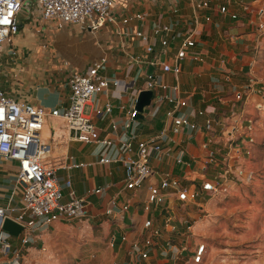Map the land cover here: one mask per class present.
Returning a JSON list of instances; mask_svg holds the SVG:
<instances>
[{
	"label": "built area",
	"instance_id": "obj_1",
	"mask_svg": "<svg viewBox=\"0 0 264 264\" xmlns=\"http://www.w3.org/2000/svg\"><path fill=\"white\" fill-rule=\"evenodd\" d=\"M24 1L0 0V20L7 21L0 24V66L5 46L10 45L9 55L16 53L12 44L19 31L17 16ZM32 1L43 18H56L67 24L83 23L95 33L106 23H116L113 11L119 0ZM180 1L183 0H174V13L179 12L177 3ZM235 3L238 8L230 9L229 4L220 3V0H200L195 7L214 5L219 14L239 21L242 26L245 21L247 26L253 27L256 15L263 9L254 8L245 0H235ZM144 16L136 15L138 19ZM136 35L143 34L137 31ZM152 35L158 37L161 53L169 50L172 43L177 46L170 58L155 54L152 45L145 47L144 55L131 56L127 73L134 70V79L138 75L144 77L140 87H134L114 74L110 76L108 58L103 54L86 69L67 77L69 98L63 108L46 110L9 96L0 88V159L16 162L15 184L21 188L19 207L12 205L10 199L5 206H0V254L8 256L10 264H20V255L13 251L12 235L2 228L5 218L22 226L18 236L21 243L26 244L32 234L43 231L54 221L83 218L86 208L94 206L90 197L99 198L114 187L116 192L100 212L116 219V225L123 230L120 242H128L121 264L204 262L207 246L193 232L198 213L204 211L200 197L206 202L228 186L229 177L245 176L235 160L239 158V144L249 137L252 124L249 121V125L242 126V116L229 111L237 103L248 102L258 91L252 88L254 81L249 77V83L233 88L230 96L218 95L217 105L193 107L181 95L179 77L183 60L204 62L194 29L156 24ZM239 42V37L229 36L230 44ZM150 65L153 70L148 74ZM253 66V62L245 63L246 74L252 73ZM168 74L172 76V82L164 78ZM129 86L134 102L126 119L120 125L111 122L107 132L115 133L114 136L101 135L96 120L109 116L113 104L108 101L102 109L92 107L87 114L84 113L85 105L97 94L106 93L109 87L126 90ZM143 90L151 91L152 98L143 108V118L139 119L135 118L138 115L135 105ZM120 108L125 106L120 105ZM47 116L57 117L66 124L68 141L93 145L96 161L77 162L67 155L61 167L49 165L46 160L52 153V146L41 137ZM187 146L196 147V152H188ZM94 164L116 168L111 171L113 179L82 195L76 194L70 176L60 180L57 174L60 168L85 169ZM175 166L183 169L181 173L174 172ZM185 172L192 173V177L186 176ZM123 192H130L131 197L119 199ZM136 192L140 193L135 196ZM130 198L134 200L130 201ZM136 204H140L145 213L140 219L129 215L131 206ZM116 244L117 239L111 236L108 245L114 247ZM112 264H118V261Z\"/></svg>",
	"mask_w": 264,
	"mask_h": 264
},
{
	"label": "crops",
	"instance_id": "obj_2",
	"mask_svg": "<svg viewBox=\"0 0 264 264\" xmlns=\"http://www.w3.org/2000/svg\"><path fill=\"white\" fill-rule=\"evenodd\" d=\"M200 0H183L177 3L179 12L174 13L172 7L174 0H119L117 7L113 11V16L116 18L115 24H105L95 33H91L87 26L83 23L67 24L59 19H45L41 16L39 9L32 2L29 10L22 9L17 16L19 31L13 38L12 47L16 53L14 56L8 54L10 45L5 46L1 57L0 73L7 75L5 81L0 80V88L9 96L27 101L39 106V92L54 94L55 101L60 106L54 108H63L68 104L69 89L66 84L67 77L73 73L86 69L89 65L95 62L101 55L106 54L108 58V72H113L120 79L129 82L134 87H140L144 81L142 75H138L136 79L135 71L127 73L131 56H142L145 54V47L152 45L155 54H160L162 57L170 58L174 52L176 44L172 43L171 48L161 53V46L158 37L152 35V28L156 24H171L176 29H194L195 39L199 42L198 50L204 57V62H194L190 59H185L181 62L182 72L179 80L181 84V95L186 97L191 105L195 108H206L213 104L217 105L216 97L218 95H226L229 90L238 87L234 81L237 72L235 70H243L245 63L242 60L235 59L231 56L232 50H227L225 43H229V36L239 37L240 41L247 40L249 34L242 32V23L235 21V24L228 25L227 28L219 30L218 22L225 21L228 24L230 21L227 15H221L217 11V7L210 5L207 8H196L195 4ZM220 3H227L230 9L238 8L235 0H220ZM26 4V3H23ZM27 9V8H26ZM137 14H144L143 19H138ZM26 16L27 21L22 22V17ZM207 18H209L207 20ZM232 21V20H231ZM141 31L142 36H137L136 32ZM218 39L222 43L218 42ZM221 48L217 49V46ZM224 46V49L222 50ZM234 55V54H233ZM157 73V71H156ZM164 78L169 82L173 81L171 75H164ZM134 80V84L132 81ZM114 89L109 87L106 93L97 94L88 103L90 107L102 109L106 102L113 104L111 114L105 117L100 126L101 135L114 136L115 133H108L111 122H116L119 125L126 119L127 112L134 102V96L131 89ZM38 95V96H35ZM54 104V103H53ZM52 104V105H53ZM124 105L125 108H120ZM43 107V106H42ZM53 119H61L50 116ZM159 125V124H158ZM68 133L64 129H60L53 136L52 140L44 133V128L41 131L42 140L48 142L52 146V153L47 158L46 162L54 167H61L67 155L74 157L77 162L86 161L94 162L97 156L93 155V159L84 160L81 157H76L70 152L71 146L76 143L70 142L67 139ZM190 153L196 152V147L187 146ZM16 162L11 160L0 159V206H5L9 199L11 204L20 206V191L21 188L15 184ZM93 168V173L97 179H107L109 183L113 176L111 171L116 168L108 165H97L86 167ZM71 169L65 171L60 177L62 180L66 176L70 178L77 173ZM175 173L179 174L183 169L179 166L173 167ZM99 173V174H98ZM186 176L192 177V173L185 172ZM89 181L81 185L79 179L75 178L73 188L77 195H82L86 191L100 186L96 182V178L89 177ZM97 180V181H98ZM73 181V180H72ZM103 185V184H102ZM116 192V187L106 192L99 197L100 205L98 207L89 205L86 208L85 216L81 219H76L79 222L78 232L85 233L90 238V241L98 240L94 235L95 224L94 220L98 218H110L108 227L105 229V236L111 233V230L119 229V235L123 230L116 225L115 218L104 216L100 211L108 202L110 196ZM140 192L134 193L135 196ZM131 197L130 192H123L119 195V199ZM130 198V201H133ZM129 215L135 219H140L145 215L140 204L131 206ZM74 221V220H72ZM66 220H57L51 223L48 228L43 231L32 234L30 241L26 244L21 243V237L16 236V240L12 243L13 251L19 252L20 264H28L27 256H32L38 249L46 251L45 245H51L52 241L57 239L59 231H65ZM117 227V228H116ZM127 231V230H125ZM114 233V232H113ZM109 234L106 238L105 248L96 246L95 252L89 249L83 256L89 264H112L114 261L125 259L128 242L117 241L114 247L108 245V239L115 234ZM132 234V233H130ZM93 235V237H91ZM15 236H11L10 239ZM105 239V240H106ZM117 239V238H116ZM15 247V248H14ZM97 250H102L100 255ZM6 261L5 264H10L8 256L0 254V262ZM91 262V263H90ZM84 264H87L84 263Z\"/></svg>",
	"mask_w": 264,
	"mask_h": 264
},
{
	"label": "rangeland",
	"instance_id": "obj_3",
	"mask_svg": "<svg viewBox=\"0 0 264 264\" xmlns=\"http://www.w3.org/2000/svg\"><path fill=\"white\" fill-rule=\"evenodd\" d=\"M245 1L252 4L254 8L263 10L261 14L256 15L253 27L247 26L245 21H243L244 25L240 26L242 32L249 34L247 40L236 45L225 43L226 49L232 50L231 56L235 55V59L240 61L244 58L242 62H253L254 64L252 73L246 74L247 70L243 68V70H235L237 73L233 76L237 79L234 82L237 83L238 88L248 84L249 77H251L254 81L252 88L258 92L255 96L251 95L252 99H249L245 104L237 103L235 108L229 111L242 116V126L249 125V121L252 124L249 137L244 138L243 144H239V158L235 160V164L244 170L243 175L245 176L229 177L228 186L206 202H204L205 198L200 197L204 211L198 213L199 218L193 225V232L207 246L205 260L202 264H264V0ZM32 2V0H25L26 4H23L22 8L25 11L29 10ZM21 20L24 23L27 21V17L23 16ZM233 24L235 21L228 20V24H226L225 21L220 20L218 28L222 30ZM218 42L222 43L219 39ZM218 48L221 46L218 45ZM113 74L110 72V76ZM6 77L5 73H0V80L5 81ZM232 91L233 89L229 90L227 94L230 96ZM38 95L40 105L44 109L51 110L53 106H60L55 101L54 94L39 92ZM90 109L91 107L87 103L84 113H89ZM102 122L101 119L96 120L98 126H101ZM60 129L67 131L66 124L62 120L59 122L50 116L46 117L44 133L50 140ZM249 138L250 141H248ZM196 144L198 143L196 142ZM95 150L93 145L79 143L70 148L73 155L84 160L93 159ZM64 172L59 171L57 174L61 176ZM72 172L77 173L71 177L73 182L75 178L79 179L83 186L86 181H89V177L96 178L99 185H104L107 180L103 178H100L101 181L98 180L91 167L87 170L79 169ZM63 191L66 190L63 189ZM90 201L95 207L100 205V199L96 196L90 197ZM109 220L110 218L94 220L93 224L96 226L93 233L98 240L92 239L91 241L85 233L78 232L79 222L77 223L76 220L67 222L65 231H59L57 239L52 241L50 246L45 245L46 251L38 249L32 254L33 257L27 256L28 264H84L86 262L89 264L86 261L89 255L85 257L82 253L90 249L95 252L94 248L98 245L105 248L106 238L113 232L117 241L120 239L117 227L105 236L104 231L108 227ZM15 240L16 236L10 239L12 243ZM104 241L106 242L103 243ZM97 251L98 255L102 253V250ZM5 263L6 261L0 262V264Z\"/></svg>",
	"mask_w": 264,
	"mask_h": 264
},
{
	"label": "water",
	"instance_id": "obj_4",
	"mask_svg": "<svg viewBox=\"0 0 264 264\" xmlns=\"http://www.w3.org/2000/svg\"><path fill=\"white\" fill-rule=\"evenodd\" d=\"M152 70H153V66L150 65L148 67L147 73L151 74ZM151 98H152V93L149 90H143L139 93L135 105V108L138 111V115L135 118H139V119L143 118V114H142L143 108L150 103ZM2 228L11 235L17 236L20 230L22 229V226L15 223L13 220L7 217L4 219Z\"/></svg>",
	"mask_w": 264,
	"mask_h": 264
},
{
	"label": "snow or ice",
	"instance_id": "obj_5",
	"mask_svg": "<svg viewBox=\"0 0 264 264\" xmlns=\"http://www.w3.org/2000/svg\"><path fill=\"white\" fill-rule=\"evenodd\" d=\"M6 20H0V24L6 23Z\"/></svg>",
	"mask_w": 264,
	"mask_h": 264
}]
</instances>
